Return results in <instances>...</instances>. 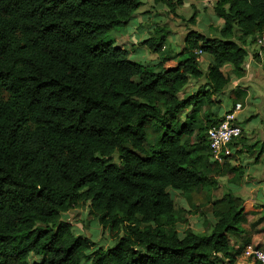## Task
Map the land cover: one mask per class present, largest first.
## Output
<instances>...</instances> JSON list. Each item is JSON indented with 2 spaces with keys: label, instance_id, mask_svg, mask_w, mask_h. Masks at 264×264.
Returning <instances> with one entry per match:
<instances>
[{
  "label": "trees",
  "instance_id": "1",
  "mask_svg": "<svg viewBox=\"0 0 264 264\" xmlns=\"http://www.w3.org/2000/svg\"><path fill=\"white\" fill-rule=\"evenodd\" d=\"M152 1L176 13L185 0ZM142 4L0 0V264H217L220 256L236 264L229 235L240 231L244 209L225 195L229 208L214 212L209 233L181 235L170 190L188 194L212 183L190 148L197 142L217 165L207 136L223 116L205 113L200 128L199 103L221 104L226 64L238 79L246 75V39L264 35V0H218L219 38L189 30L179 55L149 64L129 60L109 38ZM156 33L143 44L161 54L170 32ZM204 54L212 58L208 72ZM203 77L197 93L180 98ZM192 106L195 117L182 122ZM242 138L227 161L256 146ZM80 202L113 247H95L62 219ZM33 255L41 261L31 262Z\"/></svg>",
  "mask_w": 264,
  "mask_h": 264
},
{
  "label": "rangeland",
  "instance_id": "2",
  "mask_svg": "<svg viewBox=\"0 0 264 264\" xmlns=\"http://www.w3.org/2000/svg\"><path fill=\"white\" fill-rule=\"evenodd\" d=\"M217 1L185 0L182 5H177L176 13H172L165 5H157L152 0H142V6L129 24L112 30L109 38L114 40L116 47L126 48L129 52L128 59L134 62L149 64L162 54L177 56L184 48V38L189 30L199 31L209 38L220 37L223 21L219 22L214 13ZM194 14L197 18L196 24L193 25L189 20ZM159 28H165L170 32L161 54L152 53L143 44L145 40L155 36ZM239 33L240 31L236 29L237 36H240ZM246 40L248 57L245 63L246 75L243 77L245 79L240 82L243 78H237L234 67L225 68L224 72L230 84L219 99L223 100L221 107L224 114L232 110L237 103L243 105V109L237 115L244 129L242 139L248 147L256 146L251 150L244 148L242 153L227 161L230 164L227 168L226 163L212 164L209 160V150L200 148L196 142V145L190 148L192 157L194 159L201 155V165L209 170L208 176L212 183L201 189L195 188L188 194L170 190L176 203V212L180 216L176 229L181 235L188 228L198 233H209L214 223V212L226 211L229 208V204L223 202L225 195H231L238 208L244 209L240 231L229 235L232 253L237 258L236 264H256L253 259L246 256V250H243L246 245L264 249V51L256 49L251 38ZM202 59L201 68L208 72L212 58L204 54ZM201 83L205 84V80ZM179 96L182 98L183 94ZM209 107L207 102L199 103L197 122L200 128L207 123L204 116ZM193 108L192 106L184 112L190 114V118L195 115ZM195 131L197 135L198 130ZM149 134L152 140H155L156 134L152 128H149ZM233 167L235 170L231 171ZM62 219L72 223L75 233L92 240L97 248L106 250L115 245L109 232L103 230L98 220L90 214L89 204L78 203L67 213H63ZM240 249L242 253L238 254ZM30 261L40 262L41 258L33 255ZM83 264L89 262L83 260ZM217 264L232 262L229 258L220 256Z\"/></svg>",
  "mask_w": 264,
  "mask_h": 264
},
{
  "label": "built area",
  "instance_id": "3",
  "mask_svg": "<svg viewBox=\"0 0 264 264\" xmlns=\"http://www.w3.org/2000/svg\"><path fill=\"white\" fill-rule=\"evenodd\" d=\"M254 46L260 52L264 51V35L255 37ZM202 53V52H199ZM243 105L237 103L231 112L223 115V121L208 131L211 159L214 163L223 164L233 156L232 145L242 138L244 129L238 120V114ZM246 256L255 262L264 264V249L254 248L251 245L245 249Z\"/></svg>",
  "mask_w": 264,
  "mask_h": 264
},
{
  "label": "crops",
  "instance_id": "4",
  "mask_svg": "<svg viewBox=\"0 0 264 264\" xmlns=\"http://www.w3.org/2000/svg\"><path fill=\"white\" fill-rule=\"evenodd\" d=\"M218 21L219 22H221V21H223V20H219L218 19ZM221 24H223V26H224V21H223V23H221ZM222 30V29H221ZM157 59H158V57H157ZM207 62L208 61H206L205 62V64H207ZM210 64H211V62H210ZM210 64H209V66H210ZM209 68V67H208ZM225 68H227V69H233V66L231 65V64H226L225 66H224V68H223V71L225 70ZM225 73V72H224ZM245 78H243L242 80H240V82H242L243 80H244ZM205 80V83H206V78H204V79H200V80H192L187 86H186V88L184 89V91L181 93V94H183V96L185 95V94H195V93H197L198 92V88L199 87H201V86H203V85H205L204 83H201V82H203ZM234 85H238V84H234ZM229 87V86H228ZM225 92H226V90H225ZM183 96H182V98H183ZM223 96V95H222ZM226 96H228V95H226ZM230 96H231V93H230ZM219 98V97H218ZM219 101V100H218ZM202 102L204 103V102H207V100L206 99H204V100H202ZM208 103V102H207ZM223 104V100L221 101V104H218V105H210V107L209 108H205L206 110H207V112H213V113H217V114H219L220 116H223L224 115V111H223V108L221 107V105ZM226 113V112H225ZM186 115H187V112L186 113H184L183 114V116L180 118L181 120H182V122H185L186 121ZM185 119V120H184ZM242 124V123H241ZM243 126V125H242ZM244 134V133H243Z\"/></svg>",
  "mask_w": 264,
  "mask_h": 264
}]
</instances>
